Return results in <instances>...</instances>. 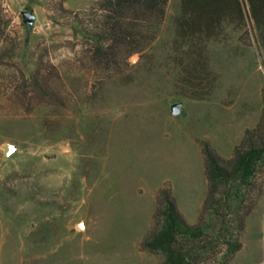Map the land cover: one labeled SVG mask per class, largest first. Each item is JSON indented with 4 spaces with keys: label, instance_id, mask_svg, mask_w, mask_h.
I'll use <instances>...</instances> for the list:
<instances>
[{
    "label": "rangeland",
    "instance_id": "obj_1",
    "mask_svg": "<svg viewBox=\"0 0 264 264\" xmlns=\"http://www.w3.org/2000/svg\"><path fill=\"white\" fill-rule=\"evenodd\" d=\"M256 1L194 0V12L168 0L155 41L115 72L75 31L96 0H0V264H162L142 246L159 228L160 190L199 224L203 144L229 160L260 119L264 78L241 44ZM224 9L245 18L225 24ZM256 183L227 264H264V169ZM219 259L206 250L201 264Z\"/></svg>",
    "mask_w": 264,
    "mask_h": 264
},
{
    "label": "trees",
    "instance_id": "obj_2",
    "mask_svg": "<svg viewBox=\"0 0 264 264\" xmlns=\"http://www.w3.org/2000/svg\"><path fill=\"white\" fill-rule=\"evenodd\" d=\"M167 3L168 0H96L87 19L75 18V31L96 66L120 72L131 56L142 53L155 41ZM0 23L9 24L1 6ZM4 31L0 29V39ZM261 95L260 119L254 128L245 130L231 159L223 160L203 144L209 188L199 224L189 225L170 191L160 190L159 228L142 246L160 254L162 264H201L206 250L215 252L216 257L220 255V264H227L240 249L239 235L251 211L246 206L247 198L253 191H258V197L262 193L256 178L264 169V89Z\"/></svg>",
    "mask_w": 264,
    "mask_h": 264
},
{
    "label": "crops",
    "instance_id": "obj_3",
    "mask_svg": "<svg viewBox=\"0 0 264 264\" xmlns=\"http://www.w3.org/2000/svg\"><path fill=\"white\" fill-rule=\"evenodd\" d=\"M194 0H184V5L186 8L194 10V12H200V9H197L193 5ZM211 7L207 11H211ZM193 12V13H194ZM250 14V17L248 16ZM193 15V14H192ZM246 18L243 16L241 11L233 10H220L218 12V17L220 20L224 21L223 23H238L242 22L245 18L249 22V31L251 38L246 40H241V44L244 47L254 48L255 62H256V79L264 78V0L256 1L254 3V10L249 8L245 10ZM217 18V19H219ZM219 22V21H218ZM221 22V21H220ZM206 28V27H205ZM213 26L206 28L208 33H212ZM253 31V36L252 32ZM211 35V34H210ZM209 35V36H210Z\"/></svg>",
    "mask_w": 264,
    "mask_h": 264
},
{
    "label": "water",
    "instance_id": "obj_4",
    "mask_svg": "<svg viewBox=\"0 0 264 264\" xmlns=\"http://www.w3.org/2000/svg\"><path fill=\"white\" fill-rule=\"evenodd\" d=\"M21 18L23 23L27 26V27H31L36 19L35 15L33 13H31L28 10H24L20 13ZM182 108L181 104H174L171 107V114L176 116L180 113ZM14 148L11 145H6L4 147V156H8L9 154H11L13 152Z\"/></svg>",
    "mask_w": 264,
    "mask_h": 264
},
{
    "label": "bare ground",
    "instance_id": "obj_5",
    "mask_svg": "<svg viewBox=\"0 0 264 264\" xmlns=\"http://www.w3.org/2000/svg\"><path fill=\"white\" fill-rule=\"evenodd\" d=\"M80 226V225H79Z\"/></svg>",
    "mask_w": 264,
    "mask_h": 264
}]
</instances>
